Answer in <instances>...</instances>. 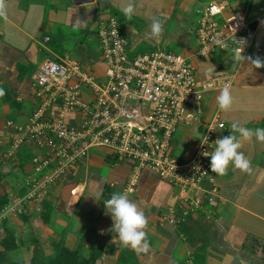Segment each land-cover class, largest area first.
I'll use <instances>...</instances> for the list:
<instances>
[{
    "label": "crops",
    "instance_id": "obj_1",
    "mask_svg": "<svg viewBox=\"0 0 264 264\" xmlns=\"http://www.w3.org/2000/svg\"><path fill=\"white\" fill-rule=\"evenodd\" d=\"M247 1L0 0V88L5 92L0 96V138L5 139L7 121L27 122L35 106L31 76L46 56L56 61L76 60L97 79L104 77L98 23L113 14L123 15L128 3L134 5L132 19L124 15L117 19L129 41V52L142 43L170 45L191 57L199 79L209 78L216 70L231 77L230 109L218 107L220 92H207L201 120L180 125L172 136L170 151L175 157L186 160L194 154L216 114L224 123L216 129L220 137L230 134L232 124L264 128V67L257 69L251 62L264 61V0L249 20L253 37L241 54L244 60L233 53L193 56L198 11L209 2H219L228 12L246 8ZM154 17L163 22L155 37L150 35ZM234 134L250 170L242 172L229 165L225 175L212 172L198 187L185 190L149 168L134 171L131 161L118 160L104 147L91 149L82 163L71 168L66 180L50 189L40 214H30L29 206L22 214L5 219L19 243L12 251L15 260L28 259L31 246L21 244L38 241L49 253L51 243L61 241L67 248H78L84 257L100 247L95 264H264V142ZM37 150L28 145L11 161H0V170L6 174L0 187L10 200L24 192L22 179L33 174L30 158ZM130 179L135 180L134 190L126 193ZM73 187H77L76 196L70 194ZM98 192H102L100 199L92 196ZM114 192L126 194L144 212L150 244L146 253L123 246L111 231L113 221L103 202ZM47 210L49 220L44 222L42 215ZM87 231L92 233L82 241Z\"/></svg>",
    "mask_w": 264,
    "mask_h": 264
},
{
    "label": "built area",
    "instance_id": "obj_2",
    "mask_svg": "<svg viewBox=\"0 0 264 264\" xmlns=\"http://www.w3.org/2000/svg\"><path fill=\"white\" fill-rule=\"evenodd\" d=\"M244 7L227 12L225 4L209 2L200 9L193 56L238 54L241 40L245 53L253 29ZM96 32L104 77L97 79L76 60L46 56L31 76L35 106L27 122L5 123L1 162L11 161L24 146L38 150L30 158L33 174L22 179L24 192L3 207L0 221L17 216L25 206L24 211L31 207L30 214H39L50 189L96 147L131 161L134 171L149 168L182 190L196 188L211 176L210 158L202 153H212L220 138L216 129L224 123L218 114L208 124V141L203 136L189 159L175 157L170 142L180 125L201 120L204 95L230 87V75L216 70L201 80L191 57L160 48L129 56V41L114 14L100 21ZM134 184L130 179L124 191L133 192ZM77 193V187L71 188L72 196Z\"/></svg>",
    "mask_w": 264,
    "mask_h": 264
},
{
    "label": "clouds",
    "instance_id": "obj_3",
    "mask_svg": "<svg viewBox=\"0 0 264 264\" xmlns=\"http://www.w3.org/2000/svg\"><path fill=\"white\" fill-rule=\"evenodd\" d=\"M133 14L134 5L132 3H128L123 9V15L128 20H131ZM162 27V20L154 17L151 23L150 35L154 37L159 36L162 31ZM217 43H222V41H217ZM237 45L240 46L238 58L242 61L245 59L241 55L244 41L241 40ZM251 62L257 69L264 67V61L260 58H256ZM4 94V89L0 88V96H3ZM217 103L218 107L223 111L230 109L232 104V95L228 85H225L221 89L220 95L217 97ZM234 133H239V136L245 140L251 139L255 136L257 141L264 142V128L258 127L253 130L238 126L237 124H232L229 135L222 136L215 140V149L212 153L209 154L206 151L202 153V155L210 158V171L219 176L226 174L229 165H232L242 172L250 170L249 160L242 152L238 151V149L241 148V144ZM207 141L208 137L204 136V142ZM204 142L201 141V144H204ZM101 194L102 192H98L92 196L96 199H100ZM103 206L106 210V214H110L113 221L111 231L118 235L123 246L130 247L138 253H146L150 244L147 239V232L145 231L148 220L144 212L139 209L126 194L120 192H114L110 198L104 200Z\"/></svg>",
    "mask_w": 264,
    "mask_h": 264
},
{
    "label": "trees",
    "instance_id": "obj_4",
    "mask_svg": "<svg viewBox=\"0 0 264 264\" xmlns=\"http://www.w3.org/2000/svg\"><path fill=\"white\" fill-rule=\"evenodd\" d=\"M7 99H10V97H7ZM25 147L26 146H24L21 151H24ZM5 175L6 174L0 170V182L4 179ZM21 194L22 192L19 195ZM9 202V195L0 187V212ZM26 207L27 206L24 208ZM43 207L44 204H41V211L43 210ZM24 208L19 212L20 214L24 212ZM42 220L44 222L49 220L48 210L43 213ZM0 227H2V233L0 235V264H95L100 255V247L92 248L89 255L84 257L80 254L78 248H67L61 241L52 242L51 252L46 253L42 250L41 244L38 241H35L31 244H21L27 248L31 246L29 256L26 261L14 260L10 257V254L13 250L19 247V243L17 241L18 239L16 238L15 232L8 224L7 220H1ZM91 233V231H87L81 240L83 241L88 238Z\"/></svg>",
    "mask_w": 264,
    "mask_h": 264
},
{
    "label": "rangeland",
    "instance_id": "obj_5",
    "mask_svg": "<svg viewBox=\"0 0 264 264\" xmlns=\"http://www.w3.org/2000/svg\"><path fill=\"white\" fill-rule=\"evenodd\" d=\"M201 1H203V2H208V1H210V0H201ZM215 1H218V0H215ZM229 1L232 2V0H229ZM262 1H263V0H252V10H251V9L248 10L249 5L251 4V0H250V1H247V2H248L247 7L244 8V12L246 13L247 20H250L251 18H253L254 8H255V10H258V8H259V6H260V3H261ZM250 12H251V13H250ZM248 13H249V15H248ZM254 15H255V14H254ZM116 17H117L118 19L120 18V20H122L123 15H119V16H116ZM194 23H195V22H194ZM263 26H264V25H263ZM193 27H194V25H193ZM155 48H160V49H163V50H170V51H173V52H175V53H177V54H182V55L184 54L183 52L178 51L176 47L174 48L173 46H170V45L162 46V45L157 44V45H151V46H150V45H147V44L142 43V44H140L135 50L129 52V56H132V55H134V54H136V53H139V52L151 51V50H154ZM130 53H131V54H130ZM232 55H238V54L233 53ZM87 99H88V98H87ZM14 255H15V254H14V253L12 254V252H11L10 257H11L12 259L15 260Z\"/></svg>",
    "mask_w": 264,
    "mask_h": 264
}]
</instances>
